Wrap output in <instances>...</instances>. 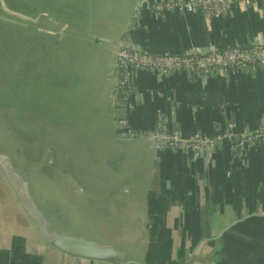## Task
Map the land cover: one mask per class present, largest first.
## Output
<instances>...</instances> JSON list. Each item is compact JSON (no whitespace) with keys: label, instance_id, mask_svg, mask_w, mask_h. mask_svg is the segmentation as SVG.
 Wrapping results in <instances>:
<instances>
[{"label":"crops","instance_id":"obj_1","mask_svg":"<svg viewBox=\"0 0 264 264\" xmlns=\"http://www.w3.org/2000/svg\"><path fill=\"white\" fill-rule=\"evenodd\" d=\"M141 3L46 4L36 22L46 46L38 63L28 66L25 58L26 141L39 135L46 143L43 165L64 174L69 189L89 205L103 208V222L118 224L96 241L124 252L120 264H264V142L235 152L225 139L198 154L157 149L149 139L121 140L114 94L120 48L94 37L181 53L251 47L264 40V0L237 4L229 16L212 20L177 11L156 17ZM213 73L134 70L131 127L152 132L164 119L167 133L206 138L225 135L231 126L235 135L264 127V67ZM1 180L0 264H119L47 244Z\"/></svg>","mask_w":264,"mask_h":264},{"label":"rangeland","instance_id":"obj_2","mask_svg":"<svg viewBox=\"0 0 264 264\" xmlns=\"http://www.w3.org/2000/svg\"><path fill=\"white\" fill-rule=\"evenodd\" d=\"M6 2L8 4V0H6ZM11 2H13L12 4L17 9L15 11L25 14L35 19V22H38L40 21L43 10L46 8V4L53 2V0H49V2L48 0H11ZM12 16L13 15L4 11L0 2V20L17 22V26H20L21 28L24 27L28 30V37L35 35L33 42L35 45L38 46L41 43V45L44 46L45 44L46 46V42L40 39L38 33H30L33 28L37 30L38 25L33 27L13 19ZM22 45L25 49L26 45L24 42H22ZM36 52L40 56L41 47H39ZM14 55L15 48L12 46H6L2 56H0V61L5 63L0 65V75L10 72V74H13L14 76V73L18 69L20 70L18 76H22V74L24 76V80L18 79L22 80V83L16 80L11 81V91L5 89L4 86H0V103H2L3 100H6L9 103L7 108L0 104V153L9 155L17 172L29 182L31 194L40 210L51 222V229L53 231L71 236H83L88 239L97 240L99 239L97 237L101 234H105L103 232H111L112 229H116L118 224H112L108 218L107 220L109 223H107V221L103 222L104 220H101L100 217H98L102 216L103 208L95 205L91 206V204L89 205L87 200L78 197L75 192L69 189L71 185L66 184L64 178L67 177L64 174H55L43 165L44 161H46V149L44 147L46 143L41 142L39 135L36 136L35 134H32L30 141H26L24 133V100L26 84L25 63L27 61L25 58H20L21 61H16ZM38 62L39 58H28L27 63L28 66H32L34 63ZM23 70L24 72L21 73ZM18 85L20 86L18 87ZM34 100H36V98H34ZM32 104L34 105L33 102ZM37 105H39V103ZM2 111H4V113ZM4 115L7 116V118L11 116L9 119H11V121L13 120L11 124L9 122V127H5V125L1 124L2 120L4 121ZM18 125H23V130L21 129V126L19 128ZM26 155L28 160H25ZM41 157L43 159H41ZM0 179L4 182L6 181L5 174L1 167ZM61 187L65 189L61 190ZM73 197H75V199L80 198V201L78 202L74 200ZM111 240H113V238ZM120 241V239H114L112 242L119 243Z\"/></svg>","mask_w":264,"mask_h":264},{"label":"built area","instance_id":"obj_3","mask_svg":"<svg viewBox=\"0 0 264 264\" xmlns=\"http://www.w3.org/2000/svg\"><path fill=\"white\" fill-rule=\"evenodd\" d=\"M256 1L167 0L150 3L148 0H141V4L156 17H163L166 13L177 11L186 14L201 13L207 19L212 20L229 16L232 8L237 4L251 6ZM257 67H264V45L236 47L194 56L149 55L129 49H119L114 72V94L119 102V113L117 115L119 137L124 141L153 140L157 149L174 148L184 150L210 149L223 140L229 139L235 152H241L258 142H264V127L247 130L235 135L231 126L229 132L225 135L206 138L198 135L184 137L167 133L164 119L160 120L157 130L147 133L135 131L130 125V115L133 111V105L130 101L131 76L134 70H147L159 74H198L202 72L211 74L216 70H221L229 74L249 71Z\"/></svg>","mask_w":264,"mask_h":264},{"label":"water","instance_id":"obj_4","mask_svg":"<svg viewBox=\"0 0 264 264\" xmlns=\"http://www.w3.org/2000/svg\"><path fill=\"white\" fill-rule=\"evenodd\" d=\"M2 8L8 14H11L16 17L23 18L25 20L36 21L35 19L17 12L9 7L6 0H0ZM54 20L63 24H69V22L62 21L58 18L53 17ZM96 40L101 42L115 44L120 49H129L131 51H136L149 55H174V56H194V55H206L213 52L225 51L231 48L218 49V48H206V49H193L187 52H173L169 50H152L144 46L133 44L125 40H112L107 37L94 36ZM254 46L264 45V40H256ZM221 70H216L213 74H221ZM201 76H204L205 73H199ZM194 75V74H193ZM264 125V117H263ZM198 154L201 152H206L207 149L197 150ZM0 167L3 170L6 181L9 183L13 190L15 191L22 207L29 215V217L36 224L38 231L40 232L42 238L50 246L73 256L92 259V260H101V261H110L114 263H123L126 258L124 252L119 251L111 244L101 243L96 240L88 239L83 236L67 235L62 234L51 229V222L47 219L44 213L40 210L37 203L35 202L31 191L29 182L17 172L13 161L9 155L0 153Z\"/></svg>","mask_w":264,"mask_h":264},{"label":"trees","instance_id":"obj_5","mask_svg":"<svg viewBox=\"0 0 264 264\" xmlns=\"http://www.w3.org/2000/svg\"><path fill=\"white\" fill-rule=\"evenodd\" d=\"M13 2H11V0H8V4L9 7L13 10H17L16 7L12 4ZM13 19H16L19 22L31 25L33 27H35L36 22L34 21H27L21 18H17L12 16ZM18 22V23H19ZM15 23V24H14ZM17 22H6L3 20H0V56H2L3 52H4V48L6 46H12L13 48H15V55L14 58H16V61H21L20 58H39V54H37L36 50L41 47V43L37 46L35 45L34 42V36L28 37L27 33L28 30L25 29L24 27L21 28L20 26H17L16 24ZM38 33L40 39L44 40L45 37H43V35H41V33L39 31H37L35 28H33V30L30 31V33ZM22 42L25 43L26 47L24 49V46L22 45ZM5 64L4 62L0 61V65ZM22 66V65H21ZM20 70L17 69V71L13 74H10V72H8L7 74H2L0 75V86H4L5 89H7L8 91H11V81H18L22 83V80H18V79H23L24 80V76L22 74V76H18ZM24 72L21 71V73ZM20 85H18L19 87ZM13 89V88H12ZM1 105H3V107H8L9 103L6 100H3L2 103H0ZM4 113V111H2ZM9 118H11V116H9ZM7 118V116L4 115V121L2 120L1 124L5 125L9 127V122L11 124V122H13V120L11 121V119ZM19 128L21 126V129L23 130L22 126L23 125H18ZM12 127V125H11Z\"/></svg>","mask_w":264,"mask_h":264}]
</instances>
